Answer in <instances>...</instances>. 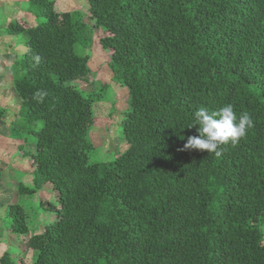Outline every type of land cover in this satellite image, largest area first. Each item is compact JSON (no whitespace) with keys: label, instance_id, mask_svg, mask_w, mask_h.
<instances>
[{"label":"trees","instance_id":"obj_1","mask_svg":"<svg viewBox=\"0 0 264 264\" xmlns=\"http://www.w3.org/2000/svg\"><path fill=\"white\" fill-rule=\"evenodd\" d=\"M86 3V14H59L55 0H27L39 23L6 30L24 47L11 129L33 188L18 197L52 190L57 203L34 235L24 207L8 205L7 230L27 239L33 264H264V0ZM96 36L128 94V149L110 163L90 140L109 86L84 96L76 84L92 75L79 50ZM228 104L254 120L247 136L219 158L185 149L199 135L194 113ZM11 256L0 264H23Z\"/></svg>","mask_w":264,"mask_h":264},{"label":"crops","instance_id":"obj_2","mask_svg":"<svg viewBox=\"0 0 264 264\" xmlns=\"http://www.w3.org/2000/svg\"><path fill=\"white\" fill-rule=\"evenodd\" d=\"M70 4V0H56L55 9L58 6H71L72 4ZM15 22H22L31 27L37 25L35 17L27 10V0H0V260L6 252L15 258L12 250L17 248L16 246L20 248L19 251L23 250L25 258L32 259L26 241H22L24 246L21 245L22 242L17 244V237L5 227L8 205L14 204L20 198L18 197V186L33 188L31 165L19 154L22 141L14 139L11 129L20 110L15 91L10 85L11 74L24 55L23 43L19 42V37H11L6 34L9 25ZM50 192L48 190L38 191L30 197L39 207V218L46 220L43 229L36 234L42 233L47 225L55 221L51 219L54 217L53 212L44 208V202L48 200L46 197L51 196Z\"/></svg>","mask_w":264,"mask_h":264},{"label":"rangeland","instance_id":"obj_3","mask_svg":"<svg viewBox=\"0 0 264 264\" xmlns=\"http://www.w3.org/2000/svg\"><path fill=\"white\" fill-rule=\"evenodd\" d=\"M70 2L72 4H70L71 6H61L62 8L58 6V8H56V12L59 14L71 11H80L83 14L87 13L88 6L86 0H70ZM38 23L39 21H37V24ZM19 42L21 44L23 42L21 37H19ZM79 53L80 55H87L90 57L89 67L92 73V75L89 76L88 82L76 83L81 93L84 96H87L89 93L95 92L96 88L93 86V84H91L94 82H97L96 86L105 84V82L109 86V90L107 91L104 100L101 101L102 103H96L94 105L95 125L90 133V140L96 148L97 161L110 163L115 159V157H118L128 149V144L123 138L120 122L121 114L127 109L128 106V94L126 90L118 89L117 86L111 82V73L107 68L108 56L102 51L100 45L98 44L97 36L95 37L93 45L89 50H79ZM39 128H41V125ZM27 138H29L27 142L31 148L32 146L34 147L36 142L35 139L31 137ZM31 148L26 147L27 151H29ZM48 191H51V196L46 197L48 200H46L47 202H44V208L47 211L51 210V207L57 206L56 193H54L52 190ZM15 203H19L27 211L26 223L29 226V235H34L35 233L40 232L43 229V225L44 222L46 223V220L45 218H39L40 210L39 207L35 205L34 199L30 197H20ZM54 213L55 212L53 211L54 217L51 218L52 220L56 219ZM5 224L7 225V221H5ZM23 240L26 241V238L17 237L16 242L17 244H20V242ZM21 245L24 246V242H22ZM16 247L17 248H13L12 250V253L15 254V258L14 256H11L13 260H15V263L21 261L23 264H33V260L29 257L25 258V254L22 252L23 250L19 251L20 248H18V246ZM30 252L32 254V251Z\"/></svg>","mask_w":264,"mask_h":264},{"label":"clouds","instance_id":"obj_4","mask_svg":"<svg viewBox=\"0 0 264 264\" xmlns=\"http://www.w3.org/2000/svg\"><path fill=\"white\" fill-rule=\"evenodd\" d=\"M194 119L195 123L188 127L198 125L199 135L189 137L185 149L207 150L218 158L222 156L224 146L239 144L254 127L251 115L247 112L237 115L231 104L211 112L201 107L194 113Z\"/></svg>","mask_w":264,"mask_h":264}]
</instances>
